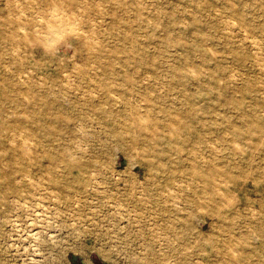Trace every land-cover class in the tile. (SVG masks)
<instances>
[{"label": "rangeland", "instance_id": "rangeland-1", "mask_svg": "<svg viewBox=\"0 0 264 264\" xmlns=\"http://www.w3.org/2000/svg\"><path fill=\"white\" fill-rule=\"evenodd\" d=\"M0 35V264H264V0H0Z\"/></svg>", "mask_w": 264, "mask_h": 264}, {"label": "bare ground", "instance_id": "bare-ground-1", "mask_svg": "<svg viewBox=\"0 0 264 264\" xmlns=\"http://www.w3.org/2000/svg\"><path fill=\"white\" fill-rule=\"evenodd\" d=\"M60 1V0H58ZM96 1V0H95ZM52 2V1H51ZM99 2V1H97ZM96 2V3H97ZM18 3V2H17ZM53 3V2H52ZM61 3V2H59ZM63 3V2H62ZM61 3V4H62ZM28 4V3H27ZM142 4V3H141ZM14 5V4H13ZM92 6V5H91ZM98 6V5H97ZM88 7V6H87ZM38 8V7H37ZM49 8V6H48ZM78 8V7H77ZM80 8V6H79ZM82 8V7H81ZM70 8H68V10L63 6V5H57V4H53L52 6H50V8L47 10V14H45V16L42 17L41 24H39L38 26H33L32 29H28L29 31H25V34L27 36H29L30 34V39H36V40H41V42H43L44 40H46L48 37L50 36H54L56 38H58L59 36H61L63 33H65L66 31H71L74 28V25L72 23L74 19L72 10L70 12L69 10ZM85 8H83L84 10ZM78 10V9H77ZM19 11V10H18ZM79 11V10H78ZM21 13V12H19ZM14 14V13H13ZM18 14V13H17ZM22 14V13H21ZM40 14V13H39ZM38 14V15H39ZM76 14V13H75ZM7 15V14H6ZM10 15V14H9ZM20 15V14H19ZM25 15V14H24ZM16 16V15H15ZM27 16V15H26ZM35 16V14H34ZM29 17V16H28ZM35 18V17H34ZM78 18V17H77ZM82 18V15H81ZM37 19V18H36ZM41 19V18H40ZM79 19V18H78ZM85 19V17H84ZM35 20V19H34ZM22 21V20H21ZM39 21V18H38ZM98 21V19H97ZM29 22V21H28ZM94 22V21H93ZM23 24V23H22ZM93 24V23H92ZM18 25V24H17ZM34 25V24H33ZM37 25V24H36ZM18 27V26H17ZM21 27V26H20ZM23 28V26L21 27ZM90 28V27H89ZM82 29V28H80ZM20 30V29H19ZM26 30V29H25ZM117 30V29H116ZM22 31V30H21ZM84 31V30H83ZM93 31V29L91 30ZM82 33V32H81ZM87 33V32H85ZM93 33V32H92ZM84 34V33H83ZM94 34V33H93ZM77 36V35H76ZM1 37V35H0ZM85 37V36H84ZM84 37L82 39H84ZM17 38V36H16ZM77 38H80L77 36ZM87 40V36L85 37ZM90 38H92L90 36ZM85 41V39H84ZM93 41V40H92ZM95 41V40H94ZM30 42V41H28ZM85 43V42H84ZM94 43V42H93ZM253 43V42H252ZM16 45V44H15ZM259 45V44H258ZM18 48V47H17ZM88 49V48H87ZM12 51V49H11ZM14 51V50H13ZM12 51V52H13ZM12 54V53H11ZM5 68V66H4ZM23 73V72H22ZM25 73V72H24ZM194 73V72H193ZM91 80V79H90ZM144 119V117H143ZM126 131H128V129L125 127L124 128ZM12 136V135H11ZM17 136V135H16ZM55 136V135H54ZM13 141V140H12ZM24 141V140H23ZM28 141V140H27ZM10 142V141H9ZM34 143V142H33ZM31 143V144H33ZM23 146V145H22ZM17 160V159H16ZM221 191V190H220ZM198 200L200 198V196L196 197ZM230 203V202H229ZM204 210V209H203ZM227 236V235H226ZM223 237V236H222ZM228 237V236H227ZM201 245V244H200ZM213 245V244H212Z\"/></svg>", "mask_w": 264, "mask_h": 264}, {"label": "clouds", "instance_id": "clouds-1", "mask_svg": "<svg viewBox=\"0 0 264 264\" xmlns=\"http://www.w3.org/2000/svg\"><path fill=\"white\" fill-rule=\"evenodd\" d=\"M74 28L71 31H66L63 35H61L59 38H56L54 36L48 37L46 40L41 42L40 46L42 49L50 54H54L60 46L65 44V41L69 36H75L78 35L80 32V21L79 19H75L72 21Z\"/></svg>", "mask_w": 264, "mask_h": 264}]
</instances>
